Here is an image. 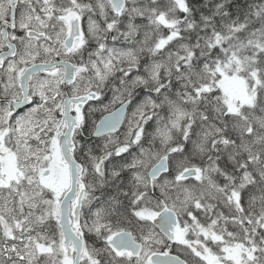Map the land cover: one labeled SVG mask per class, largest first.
I'll return each instance as SVG.
<instances>
[{
  "label": "snow or ice",
  "instance_id": "6c2138e0",
  "mask_svg": "<svg viewBox=\"0 0 264 264\" xmlns=\"http://www.w3.org/2000/svg\"><path fill=\"white\" fill-rule=\"evenodd\" d=\"M0 264H264V0H0Z\"/></svg>",
  "mask_w": 264,
  "mask_h": 264
}]
</instances>
